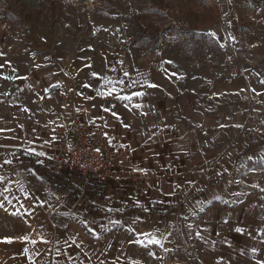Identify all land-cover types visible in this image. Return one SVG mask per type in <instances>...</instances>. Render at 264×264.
<instances>
[{
	"label": "rangeland",
	"instance_id": "obj_1",
	"mask_svg": "<svg viewBox=\"0 0 264 264\" xmlns=\"http://www.w3.org/2000/svg\"><path fill=\"white\" fill-rule=\"evenodd\" d=\"M0 17L49 33L68 21L78 39L97 47L135 43L142 56L166 52L168 68L192 82L176 105L182 117H173L184 119L188 154L208 155V168L222 174L205 206L168 223L103 217L89 198L74 205L69 188L48 187L40 170L27 167L42 162L52 141L51 121H37L48 117L45 105L2 107L0 168L13 169L0 171V193L18 207L9 208L7 232L14 226L18 239L15 252L0 251L4 264H264V0H0ZM177 55L185 56L181 63ZM9 73L0 82L14 78ZM22 165L26 172L15 176ZM145 233L162 246L147 244Z\"/></svg>",
	"mask_w": 264,
	"mask_h": 264
},
{
	"label": "crops",
	"instance_id": "obj_2",
	"mask_svg": "<svg viewBox=\"0 0 264 264\" xmlns=\"http://www.w3.org/2000/svg\"><path fill=\"white\" fill-rule=\"evenodd\" d=\"M104 26L111 27V24ZM139 51L135 43L97 47L91 41L80 40L68 21L58 23L53 33H49L42 24L30 28L0 17V76L5 75L4 68L14 74V78L0 82V108L14 106L28 110L45 105L48 117L40 115L37 121L46 118L51 121L52 141L58 134L57 124L70 122L75 113L84 122L102 124L114 146L132 148V152L126 161L117 160L113 164L115 180L107 182L98 194L88 196L89 204L97 209L95 213L103 217L109 213L115 220L126 215L133 221L151 218L168 223L179 214L205 206L212 195L219 193L217 183L222 174L218 169L208 168V155L188 154L192 146L187 145L184 119L173 120L175 114L182 117L183 110L176 105L186 97L185 92L192 84L187 72H173L168 68L173 60L166 52L155 57L142 56ZM183 57L174 58L181 63ZM125 72L130 75L125 77ZM117 79L125 80V85L115 84ZM131 81L138 83L128 88ZM54 83L62 85V91L55 95L54 101L39 104L37 100L42 92ZM153 83L156 88L148 87ZM85 84L91 87H83ZM112 89L113 95H106ZM133 92L144 95L134 97L131 102L117 98ZM104 108L111 111H103ZM27 165L15 169V176H22L26 166L35 170ZM36 166L39 171L40 165ZM5 168L0 171L13 169L12 166ZM132 168L147 178L127 179L124 172ZM201 170L205 172L201 174ZM151 175L159 177L158 187H154ZM17 183L20 184L18 180ZM159 202L162 211L156 212ZM0 205L3 237L0 251L3 248V252H15L18 231L13 226L9 235L6 221L14 219V211L9 208L17 210L18 207L8 204L4 195L0 196ZM17 213L22 218L31 217L28 212ZM2 257L5 256L0 254V264H4ZM8 258L13 260L14 254Z\"/></svg>",
	"mask_w": 264,
	"mask_h": 264
},
{
	"label": "built area",
	"instance_id": "obj_3",
	"mask_svg": "<svg viewBox=\"0 0 264 264\" xmlns=\"http://www.w3.org/2000/svg\"><path fill=\"white\" fill-rule=\"evenodd\" d=\"M4 69L5 75L9 76L10 70ZM62 89L59 83L50 84L37 101L39 104L52 102ZM56 130L57 137L49 144L48 155L39 162V169L46 186L54 183L55 187L69 188L71 197L74 196V205L83 199L87 201L88 196L98 194L107 182L114 181L113 164L117 160L126 161L132 152V148L114 146L108 140L102 124L84 122L77 113L70 122H59ZM139 147L144 148L143 145ZM200 172L203 174L205 170ZM124 173L130 180L136 178L142 181L147 178L146 174L133 168ZM151 177L154 187H158L159 177ZM161 205V202L157 204L158 207Z\"/></svg>",
	"mask_w": 264,
	"mask_h": 264
},
{
	"label": "snow or ice",
	"instance_id": "obj_4",
	"mask_svg": "<svg viewBox=\"0 0 264 264\" xmlns=\"http://www.w3.org/2000/svg\"><path fill=\"white\" fill-rule=\"evenodd\" d=\"M210 35H212L213 37H215V34H214V33H213V34H210ZM0 67H2V66H0ZM113 71H115V69H113ZM96 75H97V74L93 73V76H96ZM129 75H130V74H129L128 72H125V73H124V76H125V77H128ZM137 83H138L137 81H131L130 83L127 84V87H128V88H132V87H133L135 84H137ZM262 83H264V81H262ZM115 84H118V85L124 86V85H125V80H123V79H117V80L115 81ZM83 87H85V88H90L91 85H89V84H85V85H83ZM148 87L156 88L157 85L153 83V84H149ZM121 91H123V87L121 88ZM113 93H114V89L109 90V92L106 93V95H113ZM97 95H101V93H100L99 91H97ZM143 95H144V94L141 93V92H133V93H131V94H126V95H122V96L118 95L117 98L120 99V100H123V101H129V102H131V101L133 100L134 97H141V96H143ZM90 98H91V97H89V99H90ZM125 107H127V105H125ZM137 107H138V105H137ZM25 111H27V109H25ZM103 111H111V109H109V108H104ZM112 115H113V116H117V113L112 112ZM117 118H119V117H117ZM30 154H32V155H36V156H44V155H45L44 152H35L34 150H30ZM5 163H6V164H11V161L6 160ZM0 179H2V178H0ZM4 191H8V189H5ZM0 195H3V193H0ZM5 199H7V197H5ZM9 203H11V201H9ZM0 206H2V205H0ZM41 207H43V205H41ZM235 231L238 232V233H241V234H242V229L239 228V227H237V228L235 229ZM145 235L148 237V239H147V244L161 245V241H160L159 239L156 238V236H155L154 233H145ZM162 235H163V234H162ZM27 239H28L27 237H24V240H27ZM134 242H136V243H141L142 246H143V244H144V242H142V241H140V240H138V239L135 240ZM161 246H162V245H161Z\"/></svg>",
	"mask_w": 264,
	"mask_h": 264
},
{
	"label": "trees",
	"instance_id": "obj_5",
	"mask_svg": "<svg viewBox=\"0 0 264 264\" xmlns=\"http://www.w3.org/2000/svg\"><path fill=\"white\" fill-rule=\"evenodd\" d=\"M26 163H28V162H24L23 164H26ZM32 168H38L36 165H35V162L33 161V159H31L30 161H29V163H28Z\"/></svg>",
	"mask_w": 264,
	"mask_h": 264
}]
</instances>
